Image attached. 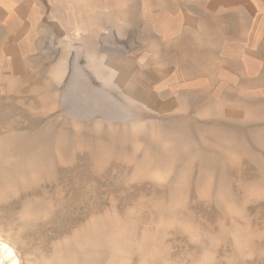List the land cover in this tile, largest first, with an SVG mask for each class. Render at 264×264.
Instances as JSON below:
<instances>
[{
    "label": "rangeland",
    "instance_id": "1",
    "mask_svg": "<svg viewBox=\"0 0 264 264\" xmlns=\"http://www.w3.org/2000/svg\"><path fill=\"white\" fill-rule=\"evenodd\" d=\"M66 1L0 25V264H264V0Z\"/></svg>",
    "mask_w": 264,
    "mask_h": 264
},
{
    "label": "crops",
    "instance_id": "2",
    "mask_svg": "<svg viewBox=\"0 0 264 264\" xmlns=\"http://www.w3.org/2000/svg\"><path fill=\"white\" fill-rule=\"evenodd\" d=\"M64 1L66 0H0V25L4 23L12 26L22 25L24 28L26 25L32 26L39 23V18H47L48 9L60 7L62 4L64 6ZM97 1L110 2V0Z\"/></svg>",
    "mask_w": 264,
    "mask_h": 264
},
{
    "label": "bare ground",
    "instance_id": "3",
    "mask_svg": "<svg viewBox=\"0 0 264 264\" xmlns=\"http://www.w3.org/2000/svg\"><path fill=\"white\" fill-rule=\"evenodd\" d=\"M6 248H7V247H6ZM8 250H9V252H8V253L12 255V251H11V249H9V248H8Z\"/></svg>",
    "mask_w": 264,
    "mask_h": 264
}]
</instances>
